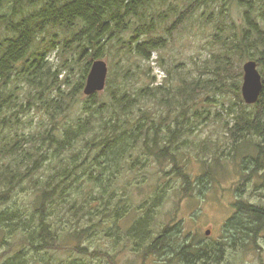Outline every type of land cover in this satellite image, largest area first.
<instances>
[{"label": "trees", "instance_id": "trees-1", "mask_svg": "<svg viewBox=\"0 0 264 264\" xmlns=\"http://www.w3.org/2000/svg\"><path fill=\"white\" fill-rule=\"evenodd\" d=\"M173 1L183 9L178 11ZM228 1L0 0V206L11 203L13 190L27 176L33 180L30 214L22 215L19 211L26 209L20 208L0 212V231L22 235L3 264H25L26 254L42 255L40 262L45 263L43 254L60 248L88 255L77 247L82 237L86 238L87 228L64 234L78 244L61 246L55 226L58 221L53 224L48 213L57 209L58 199L68 212H83L96 202L101 209L95 215H107L110 200L116 198L112 189L126 162L129 171H142L150 161L162 170L170 165L188 196L191 180L177 153L180 146H188V141L182 140L196 129L191 122L201 119L199 110L216 105L217 97L231 94L239 102V113L224 124L232 140L250 135L264 138V1L233 0L241 14L239 36L230 40L222 36L224 29L217 27L213 43L220 48L211 58L214 66L203 69L202 75H190L183 65L171 71L159 59L153 60L198 10L219 5L218 13L208 14L211 22L224 15ZM161 32L166 37L159 35ZM110 49L115 58L105 61L109 67L104 89L85 96L83 88L92 62L106 58ZM54 51L57 64L48 59ZM66 55L80 68L74 82ZM235 58L240 59L239 64ZM249 60L261 67L263 81L259 97L251 105L241 98L242 66ZM152 63H158L164 73L160 81L152 75ZM20 82L24 85L16 87ZM245 107L252 110L245 111ZM32 110L46 120L31 134H20L19 115ZM135 113L138 121L131 123ZM206 114L205 119L210 113ZM260 156L263 160L264 152ZM51 160L57 165L56 172L46 180L34 179ZM203 176L198 178L200 187ZM84 178L86 185L78 186ZM122 197L112 208L126 204L124 194ZM234 208V217L225 228L250 222L246 227L254 235V226L264 224L263 209L242 202ZM88 214L91 221L94 213ZM151 223L149 210L130 225L125 236L141 262L157 256L166 259L164 264H216L224 259L231 242L204 248L190 236L173 235L171 227L149 242ZM67 254L64 264H86L71 251ZM31 264L38 263L31 259Z\"/></svg>", "mask_w": 264, "mask_h": 264}, {"label": "rangeland", "instance_id": "rangeland-1", "mask_svg": "<svg viewBox=\"0 0 264 264\" xmlns=\"http://www.w3.org/2000/svg\"><path fill=\"white\" fill-rule=\"evenodd\" d=\"M262 1L264 0H258L257 3ZM173 5L178 11L183 9L179 2L173 1ZM219 8V5H209L207 9L198 10L192 19L174 32L168 46L158 55H153V60L159 59L165 68L171 71L183 65L185 69H189L190 75L195 76L202 75V70L206 67L212 68L215 61L211 58L220 48L218 44L213 43V36L218 33L217 27L224 29L223 37L236 40L241 25V14L233 0L227 2L224 15H219L210 22L208 14L210 11L218 13ZM258 8L260 7H257V13H259ZM159 35L166 37L164 32ZM55 53L56 51L48 55L49 61L53 64L59 61ZM114 54V50H107V56L103 60L114 59ZM65 58L68 62L70 80L74 82L80 68L78 64L69 62L70 55H66ZM235 63L239 64L240 59L235 58ZM81 64V67L84 66V62ZM157 65L158 63L156 66L151 64V71L152 75L157 73V78L160 79L164 74ZM257 67L260 71L261 67L258 64ZM144 71H147V68H144ZM23 85L20 82L16 87L21 88ZM216 99V105L199 110L201 119L194 118L191 122L196 129L182 140V142L188 141V146H183L184 148L180 146L177 153L179 164H186L184 171L191 180L189 197L183 194L182 183L174 176L170 165H165L162 170L159 165L150 161L148 167L142 171L136 169L129 171V163L126 162L112 189L116 193V198L110 200L108 210L105 211L107 215L102 217L95 215L101 209L96 202L84 207L83 212L74 213L68 212L65 206H62L58 199L56 200L57 209L51 210L48 214L53 224L58 221L55 226L59 234V244L64 247L78 244L73 239H66L64 234L75 229L87 228L86 238L83 236L77 247L85 249L88 255L83 256L74 252L72 248L66 251L60 248V251L51 250L43 254L45 261L49 264H64L67 253L71 251L73 256L84 259L86 264H164L166 259L157 256L148 257L141 262L138 254L135 253L134 244L125 239L130 225L151 210L152 225L149 242L153 241L165 227H171L173 235L180 233L190 236L192 242H199L204 248L231 241L226 248L224 259L216 264H264V224L256 228L253 225L254 235L246 227L250 222H245L244 225L237 223L235 228H225L227 221L234 217L236 211L234 207L237 202L264 210V159L262 160L260 156V153L264 152V138L250 135L251 137L243 140H232L229 133L225 132L224 124L231 123L232 117L239 113V107L236 106L239 102L231 94ZM81 102L82 100L78 104ZM79 108L78 105L77 113ZM244 110L251 111L252 108L245 107ZM205 112L210 113L206 119ZM73 114H70L68 120ZM19 117L21 124L18 125L17 130L20 134L26 135L37 130L39 124L46 120L45 116L37 114L34 110ZM138 117L139 114L135 113L130 118V122L137 123ZM56 166L51 160L43 166L40 173L34 175V179L46 180L56 172ZM256 167L259 168L254 171ZM202 176L204 184L200 187L198 178ZM86 180L87 178L82 179L78 186L86 185ZM32 186L33 180L31 176H27L22 184L13 190L11 197L14 199L11 203L0 206V212L20 208L26 209V212L19 211L22 215L30 214ZM122 194L127 199L126 204L112 208L113 204L123 199ZM88 211L94 213L91 221ZM195 235L196 238H192ZM21 237L19 233L0 231V264L9 260L14 246ZM34 256L35 254L32 257L26 254L23 261H26L25 264H31V259H35L38 264L46 263L40 262L42 255ZM184 262L183 264L193 261ZM171 263L179 264L175 261Z\"/></svg>", "mask_w": 264, "mask_h": 264}, {"label": "water", "instance_id": "water-1", "mask_svg": "<svg viewBox=\"0 0 264 264\" xmlns=\"http://www.w3.org/2000/svg\"><path fill=\"white\" fill-rule=\"evenodd\" d=\"M242 71L241 97L245 104L251 105L257 101L263 88L261 74L253 60L246 61L242 66ZM107 73L108 67L105 61H93L86 76L83 94L90 96L95 92H101L105 87Z\"/></svg>", "mask_w": 264, "mask_h": 264}]
</instances>
